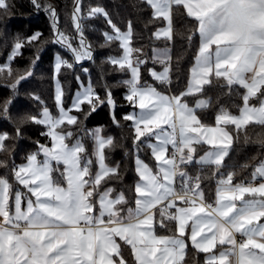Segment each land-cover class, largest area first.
<instances>
[{"label": "snow or ice", "instance_id": "6c2138e0", "mask_svg": "<svg viewBox=\"0 0 264 264\" xmlns=\"http://www.w3.org/2000/svg\"><path fill=\"white\" fill-rule=\"evenodd\" d=\"M30 2L49 14L52 43L72 60L54 56L58 114L43 106L38 115L15 118L9 111L12 101L33 71L17 77L12 64L25 48L41 42L43 34L17 37L0 64V76L14 80L8 85L11 98L0 103V118L13 123L16 139L31 123L41 127L40 136L48 141H35L37 150L24 163H13L15 188L9 178L0 177V264H130L126 249L134 264H188L190 248L204 254V264H264V161L250 179L239 182L234 166L227 163L241 132L264 127V0H143L152 18L149 23L164 24L153 33L157 39L174 41L177 13L195 25L187 39L191 45L198 34V48L187 87L179 94H165L142 81V71L147 70L158 85H170L172 55L169 47L153 51L151 62L163 65L161 71L148 68L139 56L134 59L141 49L132 47L131 22L123 31L103 5H89L82 14V0H75L72 21L77 35L69 37L61 30L55 6ZM11 8L10 0H0V15L10 14ZM98 18L111 29L103 33L105 43L100 46L118 41L122 49V55L106 62L129 76L119 83L126 88L123 99L131 109L123 120L133 133L136 179L119 191L107 187L109 181L123 179L120 164L109 162L116 147L113 138L102 135L101 127L82 129L79 137L73 131V126L81 128L79 115L87 118L101 106L110 109L112 122L119 126L117 101L111 91L101 98L89 82L81 84L68 107L58 78L62 69L94 62L85 21ZM36 51L32 68L42 49ZM217 83L240 95L242 106L237 114L221 107L214 125H209L200 113L209 108L210 99L198 98L190 106L187 98L202 96L205 86ZM30 98L43 104L39 96ZM11 139L0 131V152L9 151L6 141ZM142 150L150 152L153 166L141 158ZM0 167H6L5 161L0 160ZM209 180L215 182L211 193ZM161 229L168 234H160Z\"/></svg>", "mask_w": 264, "mask_h": 264}, {"label": "trees", "instance_id": "16d2710c", "mask_svg": "<svg viewBox=\"0 0 264 264\" xmlns=\"http://www.w3.org/2000/svg\"><path fill=\"white\" fill-rule=\"evenodd\" d=\"M12 5L11 12L8 15H0V64L6 60L7 54L11 51L17 37L26 39L35 32L43 34L41 42L33 47L25 48L23 56L18 57L12 64L15 76L26 75L28 70L33 71V75L19 86V95L12 101L9 109L11 115L15 118L20 115L30 114L38 115L43 106H47L53 115L58 114L55 105L54 91L55 79L53 66L54 56L59 53L69 61L72 57L60 45L52 43L54 32L52 30V21L48 13L43 10H37L30 0H10ZM41 4H51L56 7L59 14V24L61 30L69 37H75L72 13L75 0H40ZM103 5L111 14L114 23L123 30H127L129 22L133 25V41L132 47L141 49L140 53H134V59L139 56L147 61L148 68L161 69L163 65L151 62L153 51L156 48L169 47L172 48V72L171 84L160 86L149 75L147 70L142 71V81L156 86L161 91L179 94L187 87L190 78V69L194 63L195 52L198 48V34L193 37L191 45H189L187 37L192 34L195 25L190 18L182 13H177L174 22V41H166L163 38L157 39L153 33L160 27L164 26L162 22L153 21L149 10L145 8L143 0H82V14H86L89 5ZM111 32L110 27L102 18L88 19L85 21V36L93 47V61H83L74 65L71 70L62 69L60 76L62 88L64 90V100L68 107H71L72 98L81 84L86 85L90 82L97 94L104 98L107 91H111L117 101L116 116L120 121L117 126L112 122L110 109L101 106L92 115L85 118L79 115L81 128L77 129L73 126L74 135L79 137L82 135V129H94L101 127L102 135L111 136L116 145L109 153V162L111 164L119 163L121 166L122 180L109 181L107 187H112L117 191L130 188L136 179L134 171L135 148L133 146V133L129 128V122L123 120V116L131 109L125 103L123 97L126 88L119 82L128 79L126 73L117 71V66L107 63L109 57L122 55V49L119 42H110L108 46L101 47L105 43L103 33ZM78 39L74 43L78 44ZM37 48H41L39 60L34 68L31 67V61L37 55ZM83 68H87L85 73ZM79 76L80 80L76 77ZM14 80L11 77L7 79L0 76V103L11 98L12 90L8 86ZM239 93H243V89H237ZM30 95L39 96L43 104L37 103L30 98ZM205 97L210 99L211 103L207 110L201 112V117L205 123L214 125V117L221 107L227 109L233 114L238 113V109L242 106L241 96L236 92L230 93L227 88L221 87L220 84L205 86L202 96H191L187 98L190 105H194L196 99ZM253 104L258 103L256 99L251 101ZM41 127L27 123L22 127V135L16 139V130L10 121L0 118V131L8 132L13 139L6 141L9 148L8 152H0V160L5 161L6 167H0V177L9 178L10 183L16 187L11 174L13 163L21 164L25 162L26 156L37 150L35 141L47 143L46 139L40 136ZM247 135L248 139L244 137ZM264 127L250 126L246 132L240 133V139L235 140L230 157L227 159L229 165L234 166L236 182L248 180L261 161H264ZM91 140L87 141L86 146L91 150ZM203 151L199 152V155ZM141 158L154 165V160L150 157V152L142 150ZM190 172H194V168H189ZM209 186V192L214 190V180L206 181ZM22 187V186H20ZM131 197L133 192H126ZM131 206H134V202ZM160 234H168L161 229ZM125 256L130 264H134V258L130 254V249L125 250ZM188 264H203L204 254H198L194 249L189 250L186 256Z\"/></svg>", "mask_w": 264, "mask_h": 264}, {"label": "crops", "instance_id": "0c3cea01", "mask_svg": "<svg viewBox=\"0 0 264 264\" xmlns=\"http://www.w3.org/2000/svg\"><path fill=\"white\" fill-rule=\"evenodd\" d=\"M163 27V26H162ZM160 48V47H159ZM165 48V47H164ZM156 49H158V48H156ZM156 49H154V50H156ZM170 50H171V54H172V48H170ZM156 71H161L162 70V68L161 69H156V68H154ZM158 90H160V89H158ZM161 91V90H160ZM162 92H164V91H162ZM165 94H171V93H167V92H164ZM202 99H208V98H205V97H201ZM190 106H192V105H190ZM200 155H203V152L200 154ZM11 199V198H10ZM203 264H204V262H203Z\"/></svg>", "mask_w": 264, "mask_h": 264}, {"label": "rangeland", "instance_id": "374dc122", "mask_svg": "<svg viewBox=\"0 0 264 264\" xmlns=\"http://www.w3.org/2000/svg\"><path fill=\"white\" fill-rule=\"evenodd\" d=\"M158 49H163V48H158ZM84 86H86V85H84ZM77 92V91H76Z\"/></svg>", "mask_w": 264, "mask_h": 264}]
</instances>
